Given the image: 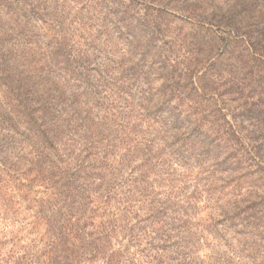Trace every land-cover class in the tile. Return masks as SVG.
Here are the masks:
<instances>
[{
  "label": "trees",
  "instance_id": "obj_1",
  "mask_svg": "<svg viewBox=\"0 0 264 264\" xmlns=\"http://www.w3.org/2000/svg\"><path fill=\"white\" fill-rule=\"evenodd\" d=\"M156 3L0 0V264H264L229 239L255 220L188 192L194 141L145 88Z\"/></svg>",
  "mask_w": 264,
  "mask_h": 264
},
{
  "label": "rangeland",
  "instance_id": "obj_2",
  "mask_svg": "<svg viewBox=\"0 0 264 264\" xmlns=\"http://www.w3.org/2000/svg\"><path fill=\"white\" fill-rule=\"evenodd\" d=\"M150 14L168 60L152 63L145 88L167 96V114L180 116L174 132L194 141L188 192L202 191L217 219L226 210L255 220L257 229H233L253 232L245 242L234 231L229 239L243 258L263 260L264 0H158Z\"/></svg>",
  "mask_w": 264,
  "mask_h": 264
}]
</instances>
